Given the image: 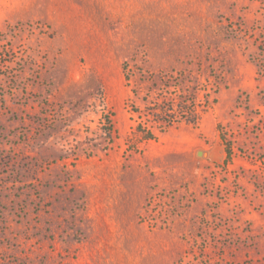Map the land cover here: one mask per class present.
<instances>
[{
    "label": "rangeland",
    "instance_id": "obj_1",
    "mask_svg": "<svg viewBox=\"0 0 264 264\" xmlns=\"http://www.w3.org/2000/svg\"><path fill=\"white\" fill-rule=\"evenodd\" d=\"M0 264H264V0H0Z\"/></svg>",
    "mask_w": 264,
    "mask_h": 264
},
{
    "label": "trees",
    "instance_id": "obj_2",
    "mask_svg": "<svg viewBox=\"0 0 264 264\" xmlns=\"http://www.w3.org/2000/svg\"><path fill=\"white\" fill-rule=\"evenodd\" d=\"M185 114H187L188 116H190V118H192V119L188 120V122H190V123L195 122V118H196V113H195V111H193V110H189V109H188V110H186ZM151 136H152V135H150V134L148 133L147 135H145L144 138H146V139H151V138H152Z\"/></svg>",
    "mask_w": 264,
    "mask_h": 264
}]
</instances>
